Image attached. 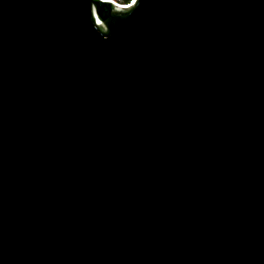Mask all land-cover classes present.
Wrapping results in <instances>:
<instances>
[{
    "label": "water",
    "instance_id": "obj_1",
    "mask_svg": "<svg viewBox=\"0 0 264 264\" xmlns=\"http://www.w3.org/2000/svg\"><path fill=\"white\" fill-rule=\"evenodd\" d=\"M0 264H264V0H0Z\"/></svg>",
    "mask_w": 264,
    "mask_h": 264
},
{
    "label": "trees",
    "instance_id": "obj_2",
    "mask_svg": "<svg viewBox=\"0 0 264 264\" xmlns=\"http://www.w3.org/2000/svg\"><path fill=\"white\" fill-rule=\"evenodd\" d=\"M116 2L120 3V4H129L131 3L133 0H115Z\"/></svg>",
    "mask_w": 264,
    "mask_h": 264
},
{
    "label": "built area",
    "instance_id": "obj_3",
    "mask_svg": "<svg viewBox=\"0 0 264 264\" xmlns=\"http://www.w3.org/2000/svg\"><path fill=\"white\" fill-rule=\"evenodd\" d=\"M128 5V4H127Z\"/></svg>",
    "mask_w": 264,
    "mask_h": 264
}]
</instances>
